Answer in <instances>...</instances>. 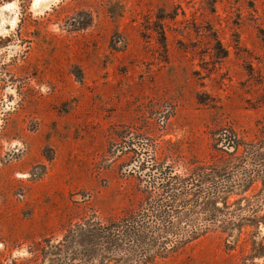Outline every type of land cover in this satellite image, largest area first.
I'll list each match as a JSON object with an SVG mask.
<instances>
[{"label": "rangeland", "instance_id": "rangeland-1", "mask_svg": "<svg viewBox=\"0 0 264 264\" xmlns=\"http://www.w3.org/2000/svg\"><path fill=\"white\" fill-rule=\"evenodd\" d=\"M221 130L264 137V0H0V264H56L77 224L137 208L136 153L185 172ZM262 215L152 264H263Z\"/></svg>", "mask_w": 264, "mask_h": 264}, {"label": "trees", "instance_id": "trees-1", "mask_svg": "<svg viewBox=\"0 0 264 264\" xmlns=\"http://www.w3.org/2000/svg\"><path fill=\"white\" fill-rule=\"evenodd\" d=\"M216 135L224 158L185 172L153 152L136 153L131 173L143 183L144 194L137 208L107 222L77 224L64 244L51 246L56 264H77V256L78 264H152L212 230L232 234L252 221L264 209V137L245 140L232 130ZM256 181L262 183L257 194L228 202ZM242 199L247 207L239 206ZM37 245L44 252V245ZM253 257L264 258L263 241L254 242Z\"/></svg>", "mask_w": 264, "mask_h": 264}, {"label": "bare ground", "instance_id": "bare-ground-1", "mask_svg": "<svg viewBox=\"0 0 264 264\" xmlns=\"http://www.w3.org/2000/svg\"><path fill=\"white\" fill-rule=\"evenodd\" d=\"M52 0H36L37 3H40V4H46L48 2H51ZM34 3V2H33ZM38 5V4H37ZM43 6V5H42ZM47 7V6H46Z\"/></svg>", "mask_w": 264, "mask_h": 264}]
</instances>
